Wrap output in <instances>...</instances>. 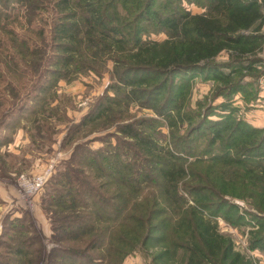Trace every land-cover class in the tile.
I'll return each instance as SVG.
<instances>
[{
    "label": "trees",
    "instance_id": "16d2710c",
    "mask_svg": "<svg viewBox=\"0 0 264 264\" xmlns=\"http://www.w3.org/2000/svg\"><path fill=\"white\" fill-rule=\"evenodd\" d=\"M185 3L203 12L193 14ZM16 5L27 9L25 30L11 17ZM263 30L264 0H0V150L23 120L32 124L33 146L54 143L53 121L68 122L64 100L52 107L58 83L83 62L97 75L113 62L131 93L112 86L115 96L97 99L69 129L65 148L115 106L134 102L163 116L161 127L171 133L161 143L155 120L124 111L117 118L126 123L101 139L102 147L76 145L44 199L58 245L50 264H124L138 253L155 264H257L219 231L216 218L252 228L249 249L264 253V128L236 119L230 104L237 94L257 98ZM152 34L167 39H144ZM223 55L227 63L219 61ZM196 78L217 83L212 102L226 101L191 110L184 89ZM217 109L222 116L210 120ZM201 133L203 143L195 138ZM17 222L0 240V264H40V237Z\"/></svg>",
    "mask_w": 264,
    "mask_h": 264
},
{
    "label": "rangeland",
    "instance_id": "374dc122",
    "mask_svg": "<svg viewBox=\"0 0 264 264\" xmlns=\"http://www.w3.org/2000/svg\"><path fill=\"white\" fill-rule=\"evenodd\" d=\"M188 10L193 14H200L203 10L195 5L184 4ZM11 17H20V22L25 30L28 27V17L26 7L16 5V10L11 14ZM16 28L19 34L22 33V27L18 24L12 25ZM264 31V30H263ZM145 40L162 42L167 39L165 34L155 35L150 37H144ZM262 59L261 66H258L261 75L258 79L257 85L254 89L257 91V98L247 100L242 94H237L230 104L236 109L235 117L238 120H242L249 125L256 128H264V48L263 52L259 54ZM229 57L223 55L219 61L221 63H227ZM228 72V70H227ZM263 72V73H262ZM247 81H251L249 78ZM147 86V84H144ZM112 86L123 88L124 91L130 92V88L119 81L114 72V64L110 62L106 65L104 74L97 75L94 72L88 70L85 66V62L77 65L73 68L72 75L60 80L58 83L57 98L52 104V107H58L62 105L66 110L68 122H54L56 125L55 131L58 133L54 136V143H44L40 146H33L30 141V130L32 124L26 123L23 120L19 124V128L12 134L13 141L7 147H3L0 150V240L5 237L6 228L12 225L13 222H17L19 228L27 227L32 228L33 233H36L41 240V261L40 264H50L49 259L53 250L58 247L52 241L53 228L49 216L45 213L43 205L44 199L47 193V187L51 183L50 181L57 174V171L62 163L69 160L72 156L73 150L79 143L91 141L92 148L98 149L102 147L101 139H106L108 136L118 133V127L126 122L120 121L117 118L119 115L126 112L135 119H152L157 122L156 138L161 142L169 143L171 140V133L169 127L164 125L161 127L160 122L165 124L163 116H159L154 109L141 106L139 103L134 102L130 104L129 109L125 106H115L113 113L109 116V119L98 121L96 127L92 128L90 132L83 133L77 137L75 142L68 148H65L69 129L78 125L81 120L88 114L92 106L95 104L98 98L109 95L114 97L115 93L110 90ZM217 87V83L213 80H204L202 78L193 79L191 82L190 90L184 89V92L188 95L189 108L195 112L200 111V104H207V101L214 107L224 103L226 100L222 97L215 99L214 92ZM178 92V91H177ZM131 93V92H130ZM121 97V96H120ZM165 96H160L158 99H163ZM208 99V100H207ZM126 102L130 100L129 96L124 98ZM131 101V100H130ZM153 103V100H152ZM175 107L176 104L174 105ZM125 111V112H124ZM222 116V111L215 110V114L209 117L212 121H217L219 116ZM114 117L116 120H111ZM107 121V122H106ZM131 120H129L130 122ZM160 125V126H159ZM182 136L189 135L188 124H180ZM206 130H203V134ZM199 138V134H196L195 138H198V142H204L203 135ZM116 144V140H111ZM52 167V173L46 181L42 191L38 194L30 196L26 189L19 184V179L24 176L27 179H33L37 175H41ZM234 204L238 205L241 210L255 213L247 203L241 200H231ZM248 216V215H246ZM219 225V231L225 235L230 236L237 251L247 254L257 261V264H264V253L261 251H252L249 249V232L252 228L234 227L226 222L222 217L216 218ZM14 232H8L6 237L7 243L11 244L13 238L11 237ZM35 234V235H36ZM38 249V248H37ZM1 253H5L2 251ZM152 253V251H151ZM69 261L59 260L61 264H73L75 259ZM124 264H155L152 257L144 256L141 253L129 256Z\"/></svg>",
    "mask_w": 264,
    "mask_h": 264
},
{
    "label": "built area",
    "instance_id": "2783aa9c",
    "mask_svg": "<svg viewBox=\"0 0 264 264\" xmlns=\"http://www.w3.org/2000/svg\"><path fill=\"white\" fill-rule=\"evenodd\" d=\"M52 167L48 169L46 172H44L41 175L35 176L33 179H27L26 177L22 176L19 179V184L24 189L27 190L28 194L30 196H33L35 194H38L40 191H42L46 181L48 180L49 176L52 173Z\"/></svg>",
    "mask_w": 264,
    "mask_h": 264
}]
</instances>
